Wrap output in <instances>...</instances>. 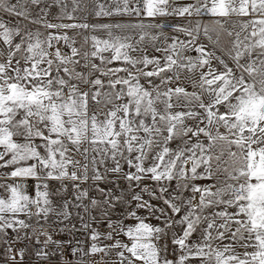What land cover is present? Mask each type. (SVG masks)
Here are the masks:
<instances>
[{"label": "snow or ice", "instance_id": "snow-or-ice-1", "mask_svg": "<svg viewBox=\"0 0 264 264\" xmlns=\"http://www.w3.org/2000/svg\"><path fill=\"white\" fill-rule=\"evenodd\" d=\"M72 5L69 12L64 0H50L33 19L23 5L0 0V15L89 32L76 47L67 32L45 35L0 18L7 46L0 50V169H8L0 181V244L7 258L73 264L64 255L71 248L76 264H93L118 249L119 264H264V0ZM53 7L57 21L80 19L73 15L80 11L85 22H50ZM93 14L114 19L87 22ZM205 15L216 19L202 23ZM173 16L185 19L168 33L159 18ZM98 30L106 38L92 34ZM225 35L232 39L222 45ZM61 41L70 54L56 47ZM186 72L192 91L178 83ZM80 231L83 240L75 237ZM53 232L71 238L55 240ZM101 238L110 243L101 246Z\"/></svg>", "mask_w": 264, "mask_h": 264}, {"label": "rangeland", "instance_id": "rangeland-1", "mask_svg": "<svg viewBox=\"0 0 264 264\" xmlns=\"http://www.w3.org/2000/svg\"><path fill=\"white\" fill-rule=\"evenodd\" d=\"M12 3H19L21 5H23V8L21 10H24L26 11L29 16L33 19H36V18H39L40 16V9L43 8V7H46L47 4L50 2V0H42V3L37 6V5H32L31 4V0H11ZM64 2L67 4V11L71 12L72 11V0H64ZM193 0H170V4L172 7H177V6H182V5H185V4H188V3H192ZM100 3H104L106 6H114V5H111V0H100ZM51 14L48 15L46 17L47 20H49L50 22H54V23H59V22H63V21H67V23H73V22H76V23H82V22H85L84 19H83V13L80 12V11H77L75 13H73L74 16H77V17H80V19H77L75 21H71V20H63V21H57L54 19V16L56 14H59L60 12V9L59 7H53L51 10H50ZM0 18L4 19L9 25H13V24H19L22 28L23 27H27L29 29H31L32 31H36V30H39L40 32L44 33L45 35H47V33L49 31L51 32H54V33H63V32H67L68 35L71 36H75L76 38V47H79L80 46V43L82 42V36L83 35H89V32H86L84 30H80V29H69V30H65V31H62V30H56V29H53V30H46L44 29L41 25L39 24H31V23H28V21L24 20L22 17H16L15 15H7V14H2L0 15ZM111 19H114V18H109V17H95V15H91L89 16L88 18V21L89 23H103V22H107ZM159 19H162V20H167L168 21V26L165 28V31L168 32V33H171L172 32V27L171 25L172 24H175V23H180L182 22L185 18H181V17H166V18H159ZM191 19L195 20L196 17H192ZM212 19H216L215 17H210L208 15H205L203 18H202V23H209ZM233 20L237 19L236 17H232ZM77 33H80L79 35ZM92 34H96L98 35L100 38H106V35L98 30L97 32L95 33H92ZM183 38V37H181ZM232 38L231 37H228L227 35L223 36L222 37V45H227L228 42L231 40ZM202 41L203 43L205 44H208V41L206 38H202ZM91 43V42H89ZM90 45H88L89 47ZM57 47V45H56ZM149 52H152V49H151V45L149 44ZM7 46L3 44V41L0 40V50H3V49H6ZM49 51H52V49H50ZM156 56H163V53L162 52H155V53H152ZM191 55L195 56L196 53L195 52H192L190 53ZM105 56H110L111 54L110 53H104ZM132 55H136V53H132ZM0 59H2V57H0ZM113 67H116V66H121V62H114V64L112 65ZM151 66H149V70H150ZM123 75V73H121ZM192 75L193 74H190V73H184L181 77V80L178 82L180 84V86H184L186 87L189 91H192L193 88H192V83H191V79H192ZM141 83H144V80L143 78H141ZM221 131H223V129H221ZM172 147H175V144L172 145ZM214 151L216 153L219 152V149H214ZM226 155L224 157V159H226ZM219 180H224L226 177L225 175L221 172L218 174V177H217ZM147 183V181H146ZM196 183L198 184H205V183H214V181H206V180H198L196 181ZM159 223V221H158ZM155 225V224H154ZM177 231H178V228H177ZM12 235V232L11 230H9V236ZM219 242H214L213 243V247H215ZM225 243H227V241H225ZM237 251L238 252H243L245 251V249H240V248H237ZM247 251H252V249H247Z\"/></svg>", "mask_w": 264, "mask_h": 264}, {"label": "crops", "instance_id": "crops-1", "mask_svg": "<svg viewBox=\"0 0 264 264\" xmlns=\"http://www.w3.org/2000/svg\"><path fill=\"white\" fill-rule=\"evenodd\" d=\"M63 23H67V21H63ZM89 45L91 46V43H89ZM74 158L77 159V160H80L81 164H83V157H82V155L80 153H75L74 154ZM70 170H71V168H70ZM6 171H8V169H0V181H3V173L6 172ZM7 182L10 183L11 181L9 180ZM53 184H57L58 185L59 182L58 181H53ZM105 186L106 185L101 184V187H105ZM27 192H28L29 195H31L30 192L28 191V189H27ZM0 194H2V193H0ZM91 194L92 195H96L94 192L91 193ZM31 196H35V194L31 195ZM95 214L96 213H94V215ZM113 219H115V217H113ZM150 222L153 225L154 224L155 225L158 224V221L155 220V219H152ZM73 223L76 224L77 228L80 227V224H79L78 220L73 219ZM135 223H136V221L132 220V219H128V220L125 221V224H127V225H131V224H135ZM92 226L94 228H98V230L101 231L102 233L107 231V225L106 224L97 225V224L93 223ZM47 230L50 231V232L53 231L51 228H48ZM69 237L70 236L67 233H56V232H53V238L55 240H59L61 238L63 240H68ZM117 239H120L121 241L127 242V237L124 236L123 234L118 236ZM103 243H110V242L109 241H104L103 238H101V246L103 245ZM19 248L20 247H18L16 249H19ZM117 251H118V249L112 250L108 256H104L103 253L98 254L97 256L92 258L93 264H119L120 258L116 255ZM128 255L129 254L127 252H125V256H128ZM101 258H103V259H101ZM32 259L34 260L35 258L32 257ZM87 259L88 258H85V260H87ZM65 260L66 261H72L73 264H76L75 258L72 257L71 254L65 255ZM0 264H14V262L12 260L7 258V255L5 253V248H4L3 244H0ZM16 264H19V257H17ZM25 264H29V257L28 256H25Z\"/></svg>", "mask_w": 264, "mask_h": 264}, {"label": "built area", "instance_id": "built-area-1", "mask_svg": "<svg viewBox=\"0 0 264 264\" xmlns=\"http://www.w3.org/2000/svg\"><path fill=\"white\" fill-rule=\"evenodd\" d=\"M62 30V29H61ZM62 31H65V30H62ZM70 36V35H69ZM57 47H59V48H61V51L63 52V53H66V54H70V49L67 47V46H65L64 44H63V41H61L58 45H57ZM65 91H67V89H65ZM27 185H28V191L30 192V194L31 195H34L35 194V191H34V186H35V181H33V180H28L27 181ZM82 187H87V184H85V185H82ZM84 236H85V233H83L82 231H80V232H76L75 233V237H76V239H81V240H83L84 239ZM71 237H69V239H70ZM60 241H66V240H63L62 238L61 239H59ZM24 245L22 244V243H20V244H16V245H14L13 247L14 248H18V247H23ZM68 254H71V248H66L65 249V251H64V255H68Z\"/></svg>", "mask_w": 264, "mask_h": 264}]
</instances>
